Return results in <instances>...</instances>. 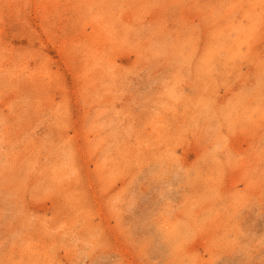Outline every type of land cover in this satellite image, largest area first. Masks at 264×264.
<instances>
[{
	"label": "rangeland",
	"instance_id": "1",
	"mask_svg": "<svg viewBox=\"0 0 264 264\" xmlns=\"http://www.w3.org/2000/svg\"><path fill=\"white\" fill-rule=\"evenodd\" d=\"M124 1L0 0V262L264 264V0Z\"/></svg>",
	"mask_w": 264,
	"mask_h": 264
},
{
	"label": "bare ground",
	"instance_id": "2",
	"mask_svg": "<svg viewBox=\"0 0 264 264\" xmlns=\"http://www.w3.org/2000/svg\"><path fill=\"white\" fill-rule=\"evenodd\" d=\"M126 1V0H125ZM124 1V2H125ZM134 1V0H133ZM127 4V3H126ZM249 6V5H248ZM133 8V7H132ZM134 9V8H133ZM132 9V10H133ZM248 9V8H247ZM248 11V10H247ZM245 12H246V10H244L243 11V16L245 17ZM250 12V11H249ZM249 12H246L248 15H250V14H252V13H249ZM46 15V14H45ZM254 16H255V14H254ZM257 16V15H256ZM46 17V16H45ZM155 17V16H154ZM247 17V16H246ZM258 17V16H257ZM214 20V19H213ZM227 20V19H226ZM244 22V21H243ZM253 22H255V21H253ZM263 22H264V20H263ZM118 30V29H117ZM249 34V33H248ZM99 35V34H98ZM258 35V34H257ZM245 39V38H244ZM253 39V38H252ZM256 40V39H255ZM262 40V39H261ZM259 41V40H258ZM124 42V41H123ZM243 43V42H242ZM220 45H221V43H220ZM254 46V45H253ZM239 47V46H238ZM245 47V46H244ZM263 47V46H262ZM240 48V47H239ZM251 48V47H250ZM218 49H221V48H218ZM224 49V48H223ZM227 49V48H226ZM216 50V49H215ZM262 51V50H261ZM188 52V51H187ZM260 55V54H259ZM216 57V56H215ZM260 57V56H259ZM262 58V57H261ZM8 59V58H7ZM240 59V58H239ZM239 59H237V60H239ZM241 59H243V58H241ZM167 60V59H166ZM234 60V59H233ZM209 63V62H208ZM246 64V63H245ZM244 64V65H245ZM247 66V65H246ZM239 67V66H238ZM208 68V67H207ZM200 69V68H199ZM250 71V70H249ZM248 71V72H249ZM29 74V73H28ZM257 75V74H256ZM213 77V76H212ZM33 78V77H32ZM61 78H63V77H61ZM28 79V78H27ZM63 80V79H62ZM237 80V79H236ZM259 80H260V78H259ZM33 82H35L34 81V79H33ZM32 82V83H33ZM20 83V82H19ZM244 83V82H243ZM242 83V84H243ZM25 84H27V83H25ZM199 84V83H198ZM235 84V83H234ZM28 85V84H27ZM45 85V84H44ZM65 85V84H64ZM25 87V86H24ZM94 88V87H93ZM179 88V87H178ZM30 91V90H29ZM216 91V90H215ZM50 92V91H49ZM264 95V94H263ZM31 98V97H30ZM186 101V100H185ZM216 102V101H215ZM214 102V103H215ZM264 103V102H263ZM251 104V103H250ZM68 105V104H67ZM162 105V104H161ZM258 109V108H257ZM47 110V109H46ZM256 110V109H255ZM225 111V110H224ZM65 113V112H64ZM232 113V112H231ZM230 113V114H231ZM217 114V113H216ZM213 115V114H212ZM228 115H229V113H228ZM218 116V115H217ZM220 116V115H219ZM218 116V117H219ZM232 116V115H231ZM226 117V116H225ZM221 118V117H220ZM215 119V118H214ZM219 120V119H218ZM221 121V120H220ZM98 122V121H97ZM66 126V125H65ZM62 138V137H61ZM198 146V145H197ZM237 146V145H236ZM235 146V147H236ZM196 148V147H195ZM263 148V147H262ZM237 151V150H236ZM252 153V152H251ZM233 157V156H232ZM71 159V158H70ZM133 159V158H132ZM71 161V160H70ZM5 164V163H4ZM184 165H187V162H186V160H184ZM6 169H7V167H5ZM5 168H3V169H5ZM8 170V169H7ZM128 170H130V169H128ZM202 171V170H201ZM15 172V171H14ZM121 172V171H120ZM128 172V171H127ZM213 172V171H212ZM130 173V172H129ZM8 174V173H7ZM123 174V173H122ZM218 176V175H217ZM227 177V176H226ZM51 178V177H50ZM53 178V177H52ZM51 178V179H52ZM224 178V177H223ZM230 178V177H229ZM226 179V178H225ZM231 179V178H230ZM197 180H199L200 181V185H202L203 184V187L205 188V193L204 194H202V197H204L202 200H204L203 201V204H205L204 206H205V208H204V210H208V209H210V210H212L211 208H208V205L206 204V200H207V198H208V196H209V194L211 193V190H212V192H214L213 190H215V188H212V187H214L213 186V184H212V182H210V180H209V184L207 183V179L205 178V179H203L202 177H200V175L197 177ZM220 180V179H219ZM228 180V179H227ZM203 181V182H202ZM225 181V180H224ZM230 181V180H229ZM232 181V180H231ZM230 181V182H231ZM217 182V181H216ZM226 182V181H225ZM228 182V181H227ZM199 185V186H200ZM73 186V185H72ZM95 186V185H94ZM192 186H194V185H192ZM223 186V185H222ZM51 189V188H50ZM193 189V188H192ZM196 189V188H195ZM208 189H210L209 191H208ZM230 189V188H229ZM76 190V189H75ZM218 190V189H217ZM208 191V192H207ZM219 191H220V189H219ZM224 191V190H223ZM204 192V191H203ZM222 192V191H221ZM225 192H226V190H225ZM229 192V191H228ZM220 193V192H219ZM214 194V193H213ZM221 194V193H220ZM237 194V193H236ZM235 193L233 194V195H236ZM241 194V193H240ZM8 195V194H7ZM197 195H199V194H197ZM211 195V194H210ZM224 195L225 194H223V197H224ZM239 194H237V196H238ZM190 196H191V194H190ZM195 196H196V194H195ZM195 196H193L192 198H194ZM201 196V195H200ZM225 196H228V195H225ZM232 196V195H231ZM239 197V196H238ZM185 198H187V196L185 197ZM189 198V197H188ZM186 199V200H189V199ZM225 198V197H224ZM201 199V198H200ZM214 199V198H213ZM213 199H211V200H209L210 202L211 201H213ZM226 199V198H225ZM232 200H233V197L231 198ZM191 200V199H190ZM228 200H230V198H228ZM193 201V200H192ZM191 201V202H192ZM231 201V200H230ZM222 202H223V200H222ZM234 201H232V203H233ZM189 203V202H188ZM194 203V202H193ZM230 203V202H229ZM194 204H196V203H194ZM211 204V203H210ZM235 204V203H234ZM237 204V203H236ZM191 205V204H190ZM233 207H234V205H233ZM236 210H237V206H236V208H235ZM30 210V209H29ZM217 210V209H216ZM232 210H234V209H232ZM213 211V210H212ZM229 210H227V212H228ZM233 212V211H232ZM235 212V211H234ZM190 213V212H189ZM227 214H229V213H227ZM235 213H233V215H234ZM129 215V214H128ZM193 215V214H192ZM214 215V214H213ZM232 214H231V216L232 217H234ZM174 216V215H173ZM195 216V215H194ZM220 216V215H219ZM188 217V216H187ZM237 217V216H236ZM86 218V217H85ZM179 218V217H178ZM193 218V217H192ZM197 218V217H196ZM226 218V217H225ZM224 218V219H225ZM230 218V217H229ZM184 219V218H183ZM231 219V218H230ZM83 220V219H82ZM206 220H207V218L206 219H204L203 220V222L205 221L206 222ZM84 221V220H83ZM86 221V220H85ZM208 221V220H207ZM213 221V220H212ZM232 221H234V220H232ZM226 222V221H225ZM84 223V222H83ZM86 223H88V222H86ZM207 223V222H206ZM228 223V222H227ZM235 223V222H234ZM237 224H238V222H236ZM181 224V223H180ZM201 224H204V223H201ZM84 225H85V223H84ZM228 225V224H227ZM73 226V225H72ZM86 226V225H85ZM182 226V225H181ZM195 226V225H194ZM194 226H192V224L190 223V226L188 225L186 228H182V227H180L179 225H174V227H173V229H171V232H174L173 233V235H174V239H173V237H171L172 238V240L170 241V244L169 245H171L172 246V250H173V252H177V254L179 253V252H181L180 250H181V248L183 249V244H184V242H185V239L188 237V235L191 233V231L192 230H194ZM205 226H207V225H205ZM236 226H238V225H236ZM200 227H201V225H200ZM203 227V226H202ZM208 227V226H207ZM82 228V227H81ZM181 228L183 229V230H181ZM204 228V227H203ZM87 229H89L88 227H87ZM210 229V228H209ZM90 230V229H89ZM89 230L88 231H86V233L88 232V233H90L89 232ZM181 230V231H180ZM217 230V229H216ZM95 232V231H94ZM98 232V231H97ZM96 232V233H97ZM171 232H170V234H171ZM83 233V232H82ZM85 233V232H84ZM142 233V232H141ZM216 233V232H215ZM242 233V232H241ZM91 234V233H90ZM92 235H93V233H92ZM95 235V234H94ZM168 236H170V235H168ZM57 237V236H56ZM81 238V237H80ZM222 241V240H221ZM67 244V243H66ZM157 244V243H156ZM67 246V245H66ZM108 249V248H107ZM191 250V249H190ZM69 251V250H68ZM184 251V250H183ZM182 253V252H181ZM92 254V253H91ZM14 255V254H13ZM96 255V254H95ZM183 255V254H182ZM187 255H188V252H187ZM196 255V254H195ZM11 257H12V255H10ZM9 256V257H10ZM179 256V255H178ZM190 256V255H189ZM7 257V256H6ZM4 258L1 262H0V264H39V263H41V262H43V261H45L44 260V256L43 255H41V256H39V254L36 256V254H34L33 253V255L32 254H27V255H22V256H19V257H21L19 260H17V258H15L14 256V258ZM47 257H49V256H47ZM53 258H54V255L52 256ZM51 258V257H50ZM53 258H51V259H53ZM195 258V257H194ZM73 259V258H72ZM43 260V261H42ZM55 260V259H54ZM182 262V261H181ZM43 264V263H42Z\"/></svg>",
	"mask_w": 264,
	"mask_h": 264
}]
</instances>
